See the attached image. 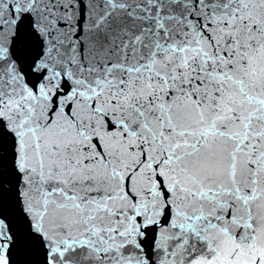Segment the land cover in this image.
Instances as JSON below:
<instances>
[{
	"label": "snow or ice",
	"instance_id": "1",
	"mask_svg": "<svg viewBox=\"0 0 264 264\" xmlns=\"http://www.w3.org/2000/svg\"><path fill=\"white\" fill-rule=\"evenodd\" d=\"M0 264H264V0H0Z\"/></svg>",
	"mask_w": 264,
	"mask_h": 264
}]
</instances>
